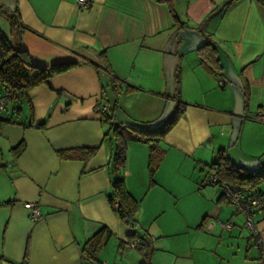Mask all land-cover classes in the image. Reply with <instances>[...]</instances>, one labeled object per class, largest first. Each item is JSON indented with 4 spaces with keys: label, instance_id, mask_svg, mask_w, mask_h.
<instances>
[{
    "label": "crops",
    "instance_id": "obj_1",
    "mask_svg": "<svg viewBox=\"0 0 264 264\" xmlns=\"http://www.w3.org/2000/svg\"><path fill=\"white\" fill-rule=\"evenodd\" d=\"M229 1L88 0L80 8L76 0H0L1 32L21 41L33 62L80 63L29 90L11 114L14 122L0 123V203L10 201L0 206V264H91L82 246L102 227L111 235L96 264H140L142 254L129 242L135 229L107 200L117 140L95 108L107 105L124 125L157 128L175 107L177 67L185 103L180 116L149 144L125 136L119 170L138 204L136 229L152 243L149 264H208L209 256L220 262L227 245L251 257L244 217L221 189L200 186L219 149L248 171L264 166V122L255 119L264 112V10L255 0ZM13 12L22 32L11 27ZM173 16L185 25L178 43ZM207 37L220 76L196 52ZM150 144L163 151L152 177ZM77 148L96 151L89 160L58 154ZM259 188L264 193V181ZM24 202L40 206L37 221L29 220ZM217 221H231L233 228ZM256 222L258 264H264V214Z\"/></svg>",
    "mask_w": 264,
    "mask_h": 264
},
{
    "label": "trees",
    "instance_id": "obj_2",
    "mask_svg": "<svg viewBox=\"0 0 264 264\" xmlns=\"http://www.w3.org/2000/svg\"><path fill=\"white\" fill-rule=\"evenodd\" d=\"M155 1L169 3L171 0ZM234 1L235 0H230L227 4ZM255 1L264 10V0ZM7 17L13 30L22 32L25 29V27L21 24L17 13H10ZM174 18L175 30L173 31V38L177 39L178 33L185 27V25L176 17ZM178 41L179 40L177 39V43ZM196 52L200 57L201 62L209 71L217 76L221 75V66L217 58V50L212 45L209 37H207L205 41L197 47ZM99 54L104 57V51H100ZM79 64V62L70 61L58 62L49 65L37 64L33 62L28 51L23 48L21 41L18 43H12L0 30V101L4 103V109L0 111L6 110V106L8 104H13L11 113L6 115L0 114V123L14 122L11 114L12 112L18 113L20 111V105L27 97L29 90L41 84H47L51 77L61 74ZM104 67L107 71H110L108 66L105 65ZM113 76L115 77V75ZM175 80L177 86L176 93L173 98L176 103L173 113L165 123L157 128L145 130L116 122L114 121L115 119L112 109H109L108 107L107 111L101 114V121L110 124L111 130L113 131V134H115L117 140L115 152L113 154L114 170L113 177L111 179V191L107 195V200L123 223L130 228L135 229L134 233L129 238V242L135 240V247L141 252L143 257L140 264L150 262L152 243L146 238L145 234L139 233V230L136 229L138 221L135 213L137 211L138 204L127 191L124 179L119 174V170L125 166L126 162L127 140L125 136L130 135L139 140H145L149 144L152 138L164 136L173 127L183 110L182 108L185 106V103L181 101L179 95V67L176 69ZM38 127H43V125L39 124ZM23 146L24 144L21 141L13 148L14 156H17L22 151ZM149 146L150 153L148 159V171L149 175L152 177L163 156V151L159 150L156 145L150 144ZM95 151V148H77L62 150L59 151L58 154L63 158L89 160L94 155ZM208 168L209 172H213L217 175L219 183L225 182L233 186H250L257 194L264 195L263 191L259 188L260 183L264 181V166L253 171H248L235 164L228 156L226 150L219 149L215 159L208 166ZM203 183L204 180L200 183V186H214L213 184ZM9 202L10 201L5 203ZM5 203H0V206ZM110 235L111 232L106 227H102L95 235L86 240L82 246L84 258L91 264H96L97 254L106 244ZM258 251V260L260 261L261 251Z\"/></svg>",
    "mask_w": 264,
    "mask_h": 264
},
{
    "label": "built area",
    "instance_id": "obj_3",
    "mask_svg": "<svg viewBox=\"0 0 264 264\" xmlns=\"http://www.w3.org/2000/svg\"><path fill=\"white\" fill-rule=\"evenodd\" d=\"M75 3L78 7L85 8L88 0H76ZM219 85H223V81H220ZM2 109H4V103L0 101V110ZM106 111L107 106L103 104L95 108V112L98 114H103ZM255 119L264 122V112H257ZM203 184H213L221 189L223 197L232 205L233 212L244 217V226L249 230L255 246L261 251L262 238L257 227L256 217L264 214V195L257 194L250 186H233L225 182L219 183L217 175L213 172L206 175ZM23 206L28 211L31 222L37 221L42 216L41 208L37 203L24 202ZM217 223L224 230L233 228L231 221H217Z\"/></svg>",
    "mask_w": 264,
    "mask_h": 264
},
{
    "label": "rangeland",
    "instance_id": "obj_4",
    "mask_svg": "<svg viewBox=\"0 0 264 264\" xmlns=\"http://www.w3.org/2000/svg\"><path fill=\"white\" fill-rule=\"evenodd\" d=\"M180 43H181V41L179 42V44ZM0 91H1V88H0ZM0 95H1V93H0ZM12 107H13V104H8L6 106V110L0 111V114L5 115L8 113H11ZM20 107L22 108V104ZM4 161H5L4 157L0 156V164H1V162H4ZM242 218H243V216H242ZM243 221H244V218H243ZM244 228H245L244 233L247 234V237L248 236L251 237L249 230L245 226H244ZM205 232H207V231H205ZM245 238H246L245 235H242V239L246 240ZM251 239H252L251 243H252V248H253V252L251 253V257H248L247 259H245L242 256V254L244 252H242L241 249H238L235 245H232V246L227 245L225 250H224V260L219 262L215 257L209 256L210 263H208V264H258V259H257L258 258L257 257L258 248L255 246L254 240L252 237H251ZM207 245H208V247L212 246V244L209 242L207 243ZM212 252H213V255L216 256V253L214 251H212Z\"/></svg>",
    "mask_w": 264,
    "mask_h": 264
},
{
    "label": "water",
    "instance_id": "obj_5",
    "mask_svg": "<svg viewBox=\"0 0 264 264\" xmlns=\"http://www.w3.org/2000/svg\"><path fill=\"white\" fill-rule=\"evenodd\" d=\"M141 263V262H140Z\"/></svg>",
    "mask_w": 264,
    "mask_h": 264
}]
</instances>
